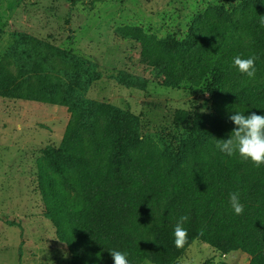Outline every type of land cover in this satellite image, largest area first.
Wrapping results in <instances>:
<instances>
[{"label":"trees","instance_id":"trees-1","mask_svg":"<svg viewBox=\"0 0 264 264\" xmlns=\"http://www.w3.org/2000/svg\"><path fill=\"white\" fill-rule=\"evenodd\" d=\"M260 16L264 0H241L232 10L216 5L197 15L181 41L157 39L139 27L118 30L121 38L139 43L140 64L164 87L209 96L208 113L174 112L182 131L158 141L141 133L139 117L87 98L91 84L102 78L98 66L17 36L0 62V97L69 113L60 146L44 150L37 187L70 264H114L111 250L126 253L129 264H173L194 241L264 264V165L229 157L215 141L235 128L231 114L264 116ZM237 55L257 57L254 79L233 67ZM108 78L126 89L147 85L123 73ZM233 192L244 205L241 215L230 206ZM185 215L188 243L178 249L173 232Z\"/></svg>","mask_w":264,"mask_h":264},{"label":"rangeland","instance_id":"rangeland-1","mask_svg":"<svg viewBox=\"0 0 264 264\" xmlns=\"http://www.w3.org/2000/svg\"><path fill=\"white\" fill-rule=\"evenodd\" d=\"M240 1L76 0L70 6L67 0H0V62L18 35L34 37L98 66L102 78L87 98L139 117L141 133L153 141L164 133L178 136L174 112L208 113L209 96L164 87L140 64L139 43L121 38L118 30L139 27L157 39L181 41L197 15L216 5L232 10ZM120 73L146 80V89H126L108 78ZM68 119L64 107L0 97V264H70L37 187L44 150L60 146ZM248 263L244 253L223 255L194 241L173 264Z\"/></svg>","mask_w":264,"mask_h":264},{"label":"clouds","instance_id":"clouds-1","mask_svg":"<svg viewBox=\"0 0 264 264\" xmlns=\"http://www.w3.org/2000/svg\"><path fill=\"white\" fill-rule=\"evenodd\" d=\"M260 25L264 27V16H260ZM256 60L255 55L247 58L237 55L233 59V67L249 79H254ZM229 119L235 125V128L227 139L218 140L214 138L217 149L229 157L238 154L242 162H251L257 168L264 165V116L255 112L250 115L235 112L229 116ZM229 203L236 215L243 214L244 205L240 202L238 192L230 193ZM188 219L189 217L186 215L180 216L175 225L173 232L174 245L178 249L183 248L188 243V232L184 227ZM200 235H203V232ZM109 253L114 264H129L126 253L118 250H111ZM62 255L67 259V252H63Z\"/></svg>","mask_w":264,"mask_h":264}]
</instances>
